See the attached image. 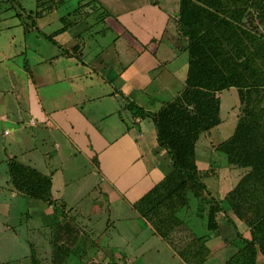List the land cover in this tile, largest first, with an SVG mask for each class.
Listing matches in <instances>:
<instances>
[{
    "label": "crops",
    "instance_id": "0c3cea01",
    "mask_svg": "<svg viewBox=\"0 0 264 264\" xmlns=\"http://www.w3.org/2000/svg\"><path fill=\"white\" fill-rule=\"evenodd\" d=\"M70 3L76 4L73 11ZM35 7L14 15L0 12V167L6 165L8 174L0 184V215L9 218L12 208L29 199L10 183L13 158L50 176L53 200L65 207L44 203L52 211L45 217V251L35 243L39 229L4 225V232L29 250L18 264H32L31 245L44 264H134L122 244L149 239L186 264L135 209L172 171L169 153L157 143L152 116L185 88L188 53L178 36L179 0H36ZM10 19L28 22H18L17 29ZM30 35L34 40L29 42ZM220 157V167L216 160L210 170L198 164L206 199L191 195L189 208L178 213L189 228V240L206 238L204 264H225L240 244L237 234L251 239L250 229L229 209L218 215L217 233L207 230L209 203L223 201L243 175ZM84 159L97 177L86 208L100 216L106 206V222L80 212L86 194L76 182V168L67 166L78 167ZM102 223L101 237L88 240L91 232L84 228ZM151 249L136 247L135 258L143 259ZM97 250L103 251L102 263ZM257 264H264V256Z\"/></svg>",
    "mask_w": 264,
    "mask_h": 264
},
{
    "label": "trees",
    "instance_id": "16d2710c",
    "mask_svg": "<svg viewBox=\"0 0 264 264\" xmlns=\"http://www.w3.org/2000/svg\"><path fill=\"white\" fill-rule=\"evenodd\" d=\"M176 22L187 44L185 88L152 116L157 143L169 153L172 171L135 209L186 264L205 263L206 238L189 240V228L178 213L189 208V195L206 199L197 146L202 135L222 124L221 93L236 89L237 125L216 151L243 175L223 201L209 203L207 230L217 233L218 215L229 209L250 229L251 239L237 234L240 244L225 264H257L264 256V0H179ZM8 167L15 191L64 209L53 200L50 176L14 158ZM30 247L32 264H44Z\"/></svg>",
    "mask_w": 264,
    "mask_h": 264
},
{
    "label": "rangeland",
    "instance_id": "374dc122",
    "mask_svg": "<svg viewBox=\"0 0 264 264\" xmlns=\"http://www.w3.org/2000/svg\"><path fill=\"white\" fill-rule=\"evenodd\" d=\"M1 1L2 0H0V2ZM11 1L4 2L3 4H1L0 12L7 11V12H10L12 15H14V13H17V12L20 13L22 8L36 10V7H35L36 0H11ZM70 5H71L70 11L71 10L73 11L76 8L75 7L76 4L70 3ZM65 9H61L59 11L60 16H62L65 13V11L67 12V9H69V7ZM69 20L72 21V18H70ZM8 21L12 22L14 26H17V29H20V27L18 26V22L19 24H22L23 22L25 23L28 22V20H25V19H22V20L10 19ZM30 40H34L32 35L28 37L29 42ZM220 98H221L222 124L220 127L211 131L210 133L202 135L198 143V146H197V161H198V164L201 170L206 169L207 167H209L208 170H210L211 167H213L211 161L213 162L214 160H216V162L218 163L216 166L220 167L223 165L222 163H224V161L220 157L222 155L214 152L217 146H213V145L217 143L221 144L225 142L226 140H228L233 135L235 131V127L237 125L238 108H239V102H240L238 91L236 89H230V90L224 91L223 93H221ZM75 164L76 163H74L73 165ZM77 165L78 167H74L69 164V166H67V169L71 170V169L76 168L74 172L76 182L81 181L83 185L82 191H84L86 194L83 205H81L84 208H83V211H80V212H82L86 218L91 217L93 218V220L99 219L101 220V222H106L108 218L106 206L104 207V211L102 215L100 216L94 215L93 213L90 212V210H88V207L86 208L89 202H92L90 199H93L95 196L94 194H91V195L88 194L90 191V187L97 181V177L96 176L94 177L93 175L90 174L93 171L92 167L90 166L88 162L85 161V159L80 161ZM6 180H8L7 166L3 165L0 167V184L3 185L4 181ZM191 200L193 201L194 199L191 195H189V202ZM47 212H52V211H50V208H48L46 204L40 201L28 199L27 204L21 205L17 209L12 208V213L9 218L8 217L5 218L4 216L2 217V215H0V260L1 262L7 263V264H18L19 260L23 259V257L27 255L26 253L28 250L27 248L21 246L20 241H19L20 244L15 243L13 239L14 236L12 235V233L4 232L5 231L4 225H9L10 227L14 229H18L19 227H21L20 225L23 224L26 229L36 228L35 231L40 230L41 232L36 236V238H39V240H36L38 242H35V243L36 244L38 243L37 247L41 251H45L46 245L45 243H42V242H45V240H43L44 239L43 234L46 233V229L44 228L45 227L44 225L46 224L45 217H46ZM75 214L76 212L74 211L71 214V216H74ZM92 222H96V221H92ZM87 223L89 222L87 221ZM24 229H19V232L20 231L22 232ZM84 229L85 231L91 232L88 235L87 239L95 242V240H98L101 237V235L103 234L101 232L105 230V227L103 226V223H102V225H97L94 228L89 227V228H84ZM22 237L23 238L25 237L24 233L22 234ZM102 240L105 241V237H103ZM31 241H33V243L35 241V239L33 238V234H32ZM156 243L153 240L149 239L148 242H144L143 244L134 242V243H128V244H122V245L124 246L123 248H125V252H126L125 254L129 256L130 258L134 259V264H179L178 260L174 261L173 259H171L169 255V251L165 247L161 246L160 243H157L160 249L159 250L160 253H157L158 247ZM105 245H108V243H106ZM105 245H102V248ZM142 245L145 248L150 246V249L151 248L152 249L151 251H149V253L145 255L143 259H137L135 258L136 254L134 251H137L136 247L142 246ZM24 250H26V253ZM103 250L105 251L104 248ZM97 252L98 250L96 251V253ZM102 252H98L97 254L98 262H101V263L104 258V255H102ZM43 258L44 257L41 256V259ZM23 264H28V263L26 261Z\"/></svg>",
    "mask_w": 264,
    "mask_h": 264
}]
</instances>
